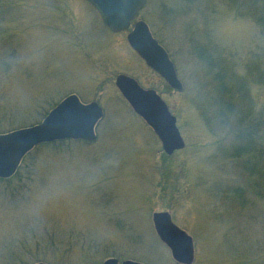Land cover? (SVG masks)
<instances>
[{
	"label": "rangeland",
	"instance_id": "obj_1",
	"mask_svg": "<svg viewBox=\"0 0 264 264\" xmlns=\"http://www.w3.org/2000/svg\"><path fill=\"white\" fill-rule=\"evenodd\" d=\"M138 20L182 91L91 1L0 0V133L71 94L104 110L95 141L41 145L0 178V264H179L155 231L161 211L193 237L192 264H264V0H147ZM119 74L162 96L183 149L164 152Z\"/></svg>",
	"mask_w": 264,
	"mask_h": 264
},
{
	"label": "water",
	"instance_id": "obj_2",
	"mask_svg": "<svg viewBox=\"0 0 264 264\" xmlns=\"http://www.w3.org/2000/svg\"><path fill=\"white\" fill-rule=\"evenodd\" d=\"M102 13L106 24L114 32L129 31L130 46L148 67L159 74L173 89L183 90L175 65L166 48L155 38L149 25L138 20L137 14L147 0H90ZM116 87L132 109L149 125L162 143L166 154L185 147V141L177 126V118L155 89L144 88L138 80L127 74H119ZM104 116L98 102L84 103L78 95L71 94L58 103L43 119L33 126L0 133V178L12 177L22 160L36 146L60 140L95 141L96 125ZM155 231L171 250L179 264H192L195 260L194 240L184 229L174 223L169 212L153 214ZM35 264H47L38 262ZM103 264H144L134 260L122 263L108 258Z\"/></svg>",
	"mask_w": 264,
	"mask_h": 264
},
{
	"label": "trees",
	"instance_id": "obj_3",
	"mask_svg": "<svg viewBox=\"0 0 264 264\" xmlns=\"http://www.w3.org/2000/svg\"><path fill=\"white\" fill-rule=\"evenodd\" d=\"M51 108H53V107H51ZM259 122H260V119H259ZM258 130H259V129H258ZM63 141H64V140H63ZM47 144H51V143H47ZM42 145H44V144H42ZM45 145H46V144H45ZM40 146H41V145H40ZM37 147H39V146H37ZM37 147H36V148H37ZM36 148H35V149H36ZM30 153H31V152H30ZM30 153H29V154H30Z\"/></svg>",
	"mask_w": 264,
	"mask_h": 264
}]
</instances>
